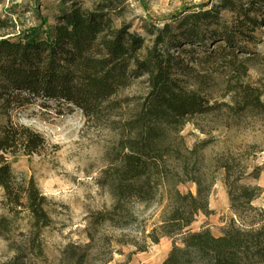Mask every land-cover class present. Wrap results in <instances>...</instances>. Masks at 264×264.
<instances>
[{
  "label": "trees",
  "instance_id": "1",
  "mask_svg": "<svg viewBox=\"0 0 264 264\" xmlns=\"http://www.w3.org/2000/svg\"><path fill=\"white\" fill-rule=\"evenodd\" d=\"M249 1L250 6L239 8L241 18L232 29L223 25L218 16L220 8L234 9L232 0H220L208 10L206 5L185 8L155 30L151 46H144L145 40L131 34L126 26L113 28L111 18L102 10H85L78 3L61 10L55 26L45 30L32 28L21 37L1 39L0 117L7 121L0 124V152L29 157L47 145L33 129L12 123L9 118L12 111L37 100L69 104L80 110L88 122H105L118 130L119 152L110 163L117 161L125 149H131L123 155L118 167L104 170L97 180L108 191L113 205L110 210L91 216V228L106 224L122 228L133 203L155 202L161 185L159 174H164L170 183V220L153 230L160 231L153 243H158V238L179 237L181 246L173 243L162 264H264V211L251 206L257 198V189L241 186L237 196L229 191L231 208L257 211V219L239 220V226L232 223L220 237H214L206 227L197 232L183 231L198 213L211 214L210 187L195 179L192 181L196 195L182 194L177 189L182 181H177L178 175L166 165L169 157L181 159L180 151L168 141L169 136L178 133L190 119L220 113L222 109L235 115L264 114L261 92L249 86L230 90L236 95L231 98L232 104L211 103L205 92L207 76L190 66L197 62L198 47L223 42L226 48L221 46L218 50L232 57L224 58L228 67L239 77L247 75L248 66L237 65L234 60L236 52H240L235 39H251L248 33L258 23L251 16L257 12L254 6L264 3V0ZM144 75L146 96L129 119L114 120L121 109L114 99ZM0 190L10 213H29L37 230L36 238L41 228L50 226L46 198L33 180L15 174L5 162L0 163ZM5 221L0 220L1 227ZM87 237L93 243L90 231ZM89 247L90 244L86 250ZM67 250L66 258L72 264L87 263L88 251L78 253V246Z\"/></svg>",
  "mask_w": 264,
  "mask_h": 264
},
{
  "label": "rangeland",
  "instance_id": "2",
  "mask_svg": "<svg viewBox=\"0 0 264 264\" xmlns=\"http://www.w3.org/2000/svg\"><path fill=\"white\" fill-rule=\"evenodd\" d=\"M220 0H0V40L21 37L32 28L55 26L61 10L78 3L85 10H102L112 20V26L129 28L151 46L155 30L164 21L188 7L208 6L211 9ZM234 9L220 8L221 23L232 29L241 18L239 8L250 6L249 0H232ZM257 26L251 39L236 37L240 52L235 56L237 65L248 66L247 75L238 76L224 60L223 42L206 43L197 48L194 68L207 76L205 92L211 103H231L236 95L230 90L249 86L259 90L264 102V3L254 6ZM195 10V9H193ZM154 26V27H152ZM226 48V47H225ZM205 60V61H204ZM200 62H203L200 64ZM232 70V71H231ZM146 76H142L122 90L114 99L120 105L119 117L127 120L142 102L148 89ZM12 123L25 125L46 140V147L32 156H9L0 152V163H7L13 172L26 180H33L46 198L50 226L39 230L28 212L12 214L7 210L0 190V264H72L67 260L68 248L78 246V253L90 254L86 264H162L173 243L181 246L179 237L153 239L160 231H153L170 220V183L159 174L160 188L155 202L133 203L130 217L122 228L108 224L91 228V216L108 211L113 200L105 188L97 184L102 172L118 167L127 148L117 161L110 160L119 152L120 135L108 123L88 122L82 112L65 103L37 100L9 114ZM7 119L0 117V124ZM180 151L181 159L168 158L166 165L178 175L180 193L196 195L198 179L202 186L210 187L208 216L198 213L194 222L184 228L197 232L208 228L214 237H220L232 223L257 219V211H264V114L245 112L235 115L221 110L190 119L178 133L168 139ZM230 185V189H229ZM256 188L257 198L251 206L257 211L231 208L229 191L237 196L239 187ZM94 236L89 242L87 233ZM90 244L88 250L86 246ZM41 250V253H40Z\"/></svg>",
  "mask_w": 264,
  "mask_h": 264
}]
</instances>
